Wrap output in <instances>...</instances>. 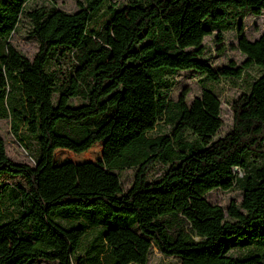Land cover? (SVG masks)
Returning <instances> with one entry per match:
<instances>
[{"label": "trees", "instance_id": "1", "mask_svg": "<svg viewBox=\"0 0 264 264\" xmlns=\"http://www.w3.org/2000/svg\"><path fill=\"white\" fill-rule=\"evenodd\" d=\"M49 1L0 0L7 85L0 118L20 141L36 144L30 165L11 160L0 138V236L32 244L0 256V264H149L153 249L179 264H264V31L252 41L243 32V19L260 15L264 0H126L131 18L107 66L115 6L85 0L78 20L45 33L55 12ZM23 18L38 43L31 59L9 42ZM228 29L245 58L212 66L204 39L215 33L221 42ZM180 70L248 82L224 135L216 137L223 119L212 89L189 103L186 89L169 98ZM136 75L151 81L167 132L148 134L154 119L135 113L128 80ZM95 142L97 161L54 162L57 148L80 153ZM155 167L164 169L149 178ZM126 168L134 175L124 190ZM215 188H239L242 201L226 209L211 203L206 194Z\"/></svg>", "mask_w": 264, "mask_h": 264}, {"label": "rangeland", "instance_id": "2", "mask_svg": "<svg viewBox=\"0 0 264 264\" xmlns=\"http://www.w3.org/2000/svg\"><path fill=\"white\" fill-rule=\"evenodd\" d=\"M85 0H50L44 2L47 7L50 4L55 6V12L50 17L48 24L43 28L45 33L50 31H59L64 28L69 22L78 20L81 17L80 3ZM36 3V2H34ZM41 4V1H37ZM110 5H114L116 11L113 15L112 21L107 27L108 45L111 49V57L105 63V66L113 62L121 49V36L123 30L128 25L131 18V10L127 5L126 0H109ZM31 22L23 18L18 30L12 33L9 42L18 49L22 54L28 58H32L37 52V40L31 36ZM264 31V11L260 15L249 14L243 19V32L248 40L258 38L261 32ZM78 30L76 34H80ZM214 34L206 36L204 44L206 45V55L204 59L209 61L212 66L225 64L228 60L241 63L245 56L237 47V33L234 29H228L223 32V40L217 42L214 40ZM225 44V50L220 51V44ZM113 54V55H112ZM3 58H0V87H6V80L3 73ZM247 72L256 77L259 74V69L256 66L248 68ZM174 84L169 92V98L176 100L183 90H188L186 95L188 103L195 97L200 95L204 88L212 89L221 100V117L223 125L219 129L216 137L224 135L232 125L233 111L232 101L240 93L247 88L248 82L237 80L232 76L220 78L218 81H210L205 76L193 70H180L174 76ZM128 82L133 89V101L135 113L143 119H154L155 127L149 131L148 134H157L167 132V125H165L156 115V106L154 99V89L151 81L144 75H136L131 77ZM0 138L2 139L5 152L7 156L16 162H25L33 165V158L35 154L36 144L31 139L20 141L18 136L11 132L10 122L7 118H0ZM101 158V144L95 142L88 150L76 153L69 149L57 148L54 151V162L59 163L63 160H70L73 162H82L85 160L97 161ZM163 167H155L149 173V178H155L162 172ZM134 168H126L120 173L121 185L125 190L133 180ZM11 181H14L11 179ZM209 202L222 206L224 209L232 202L239 204L242 201L243 195L239 188H232L223 190L215 188L206 194ZM7 210L8 200H6ZM6 210V211H7ZM31 243L19 239L15 234H7L0 236V256H6L18 249L31 247ZM264 247V245H260ZM237 253V251H234ZM32 264H57L54 261H46L43 259L34 261ZM149 264H179V259L175 256H166L153 249Z\"/></svg>", "mask_w": 264, "mask_h": 264}]
</instances>
